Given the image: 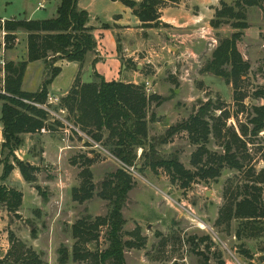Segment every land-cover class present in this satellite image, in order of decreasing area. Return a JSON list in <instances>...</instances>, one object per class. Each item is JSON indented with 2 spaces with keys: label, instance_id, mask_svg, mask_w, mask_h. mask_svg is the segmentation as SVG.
<instances>
[{
  "label": "rangeland",
  "instance_id": "1",
  "mask_svg": "<svg viewBox=\"0 0 264 264\" xmlns=\"http://www.w3.org/2000/svg\"><path fill=\"white\" fill-rule=\"evenodd\" d=\"M42 2L25 0V5L23 0H0V26L13 17L24 19L31 14L33 20L48 18L53 6L46 3L45 10H39L38 3ZM130 9L134 14L138 6ZM157 13L156 20L144 23L134 14L144 30L137 32L138 39L124 38L119 54L121 62L137 75L126 77L127 81L136 80V85H143L147 97L165 98L159 106L152 102L147 109L148 138H157L170 127L188 120L207 102L221 105L230 117L218 124L219 138L214 134L209 136L205 145L207 154L197 165L192 155L199 146L190 142L187 132H179L168 143L157 147L164 159L178 157L189 173L186 187L163 168L145 166L141 170L143 149H136L137 166L126 169L133 187L121 211L125 221L120 232L125 243L124 262L264 264V231L260 236L239 239L235 233L241 221L231 219L219 224L231 195L238 192L243 196L245 186L255 183L261 171L264 174V132L242 139L244 146L239 142L241 148L237 155L238 162L244 163L242 169L222 164L219 175L213 177L200 176L199 171L209 165L206 162L209 156L224 155V137L231 136L233 129L240 135L241 126L251 128L248 119L253 115V107L264 105V100L256 97L264 89V0H180L164 3ZM226 39L235 40L237 52L249 66L238 84L242 101L235 100L231 84L207 70L213 52ZM126 48L135 49L134 56L128 58ZM223 69L229 71L230 67L223 66ZM34 72L38 71L31 72L25 85L28 91L40 87L33 79ZM57 109L58 118L47 116L45 129L33 136H24L23 147L15 153L18 160L34 167L31 175L35 182H25L17 167L16 172L13 170L1 180L0 164V186L23 195L17 212L9 213L5 206L0 207L1 261H14L5 259L11 247L10 233L33 251L42 264H61L59 250L67 253L64 264H90L91 258L86 254L100 253L108 246L106 225L82 236L74 228L80 229L81 222L93 223L97 217L108 214V202L99 197L101 184L124 167L111 154V146L105 142L107 133L95 148L91 135L75 125L68 111L64 108L62 114ZM215 115L218 117L220 111ZM86 159L92 161L86 163ZM84 170L91 175L92 197L80 203L74 198V191L83 183ZM261 181L257 186L262 189L264 205V179ZM203 237L208 240L201 242ZM79 238H82L80 242ZM83 239L88 241L82 243ZM75 247L76 257L73 256ZM260 257L263 259L259 260Z\"/></svg>",
  "mask_w": 264,
  "mask_h": 264
},
{
  "label": "trees",
  "instance_id": "2",
  "mask_svg": "<svg viewBox=\"0 0 264 264\" xmlns=\"http://www.w3.org/2000/svg\"><path fill=\"white\" fill-rule=\"evenodd\" d=\"M111 1H119L129 8L137 5L138 10L134 11V14L144 23L156 20L157 12L164 3H177L180 0H141L139 3L132 0ZM88 22L89 15L86 11L77 8V0H59L54 19L35 21L13 18L4 22L6 49L12 47L16 33L27 34V59L16 64L7 63L4 67L2 90L5 94L0 93V102H2L1 180L7 178L17 167L25 182L36 181L31 175L35 170L34 167L18 160L15 153L23 147L24 135H35L45 129L47 115L44 111L24 103L23 100L45 103L48 88L61 71L55 63L65 60L82 64L86 54L95 49L96 42ZM37 61L44 62L45 77L36 92L23 91L22 84L26 68L29 63ZM223 66L230 67V70H224ZM248 67L236 50L235 40L226 39L213 52L207 70L231 84L234 88L235 100L242 101L243 96L238 91V84ZM256 94V97L264 100V89ZM164 101L165 98L159 96L147 97L143 85L122 81L106 82L97 73L93 74V81L90 83L80 84L77 80L61 100L62 106L73 117L75 125L79 126L82 132L87 131L95 143H101L103 134L107 133L105 142L111 146V154L124 167L109 175L108 179L101 184L99 197L108 202L110 208L108 214L105 217H97L93 223L81 222L80 229L74 228L82 236L83 233L91 234L100 226L108 227V246L100 253L86 254L91 258L90 264H125L123 258L125 243L122 242L120 235L125 221L121 211L133 187L132 178L126 169L137 166L136 149H143L140 158L144 160V165L141 170L145 166L151 169L163 168L172 174L174 180L180 179L182 186L186 187L190 178L189 173L183 169L178 157L172 155L170 159H164L158 154L157 147L168 143L179 132H187L190 142L199 146L192 155L195 159L193 163L197 165L207 154L205 145L209 141V136L214 134L219 138L221 130L218 124L221 120L225 121L230 117L221 105L207 102L199 106L188 120L170 127L157 138H148L147 109L152 102L159 106ZM216 111H220L218 117L215 115ZM252 112L253 115L248 119L251 128L241 126L240 135L233 129L232 135L229 134L230 138L224 137V155L215 156L216 158L209 156L206 161L209 165L198 169L200 176H218L220 168H223L222 164H227L231 169H242L244 163L238 162L237 155L241 148L239 142L245 137L254 138L264 132V105L253 107ZM152 118L151 115L150 120ZM241 145L244 146L242 142ZM91 161L92 159L85 160L86 163ZM81 175L84 177L83 183L78 190L74 191V198L80 203L92 197V185L89 182L91 175L85 170ZM263 179L264 174L261 171L255 178L256 184L253 182L256 186L253 187V184L245 186L243 196L238 192L234 196L231 195L221 213L219 224L231 219L242 222L235 233L236 238L260 236L264 231L262 189L257 186L263 182L261 181ZM22 198L21 192L0 186V207L5 206L9 213L18 211ZM87 219L90 220L88 217ZM9 239L11 247L5 259L14 261L9 263L0 260V264H23L26 261L30 264H42L33 251L26 249L23 243L14 239L12 233L9 234ZM81 240L82 238H79L78 242ZM206 240H208L207 237L200 239L201 242ZM87 241L88 239H83L82 243ZM76 248L73 251L75 257L78 254ZM66 259V251L59 250V263L64 264Z\"/></svg>",
  "mask_w": 264,
  "mask_h": 264
},
{
  "label": "crops",
  "instance_id": "3",
  "mask_svg": "<svg viewBox=\"0 0 264 264\" xmlns=\"http://www.w3.org/2000/svg\"><path fill=\"white\" fill-rule=\"evenodd\" d=\"M42 1V3H38L37 8L39 10H45L46 3L52 4L53 7L50 10L48 18L41 20L54 19L56 17L59 0ZM23 2L26 5L25 0H23ZM77 8L86 11L89 15L88 27L91 28L96 47L93 51L89 52L91 54H86L82 64L65 60L57 61L55 66L59 67L61 71L49 86L48 94L55 97H65L77 80L80 84L92 82L94 73L103 77L106 82L122 81L125 83L138 84L136 80L127 81L125 79L126 77L135 78L137 75L135 73L133 74V72L121 62L119 55L122 49L120 44L124 41V38L128 40L130 36H134L135 39H138L137 32H143L144 30L140 27L141 22L133 14V11L119 1L111 0H77ZM24 19L33 20L32 14L26 16ZM4 36L5 32L2 25L0 26V61H4L5 64H16L25 61L27 59V34L24 32L16 33V39L13 41L12 47L9 49L5 48ZM128 49L129 48H126L125 51H128L127 57L130 58L134 56L136 50ZM33 69L38 71L37 73L34 72L35 75H33V79L38 85H41L45 77L46 67L43 61L29 63L22 84L23 91L35 92L39 88V86H37V89L28 91L29 89L27 90V88L29 87L25 86L31 72L35 71ZM3 80L4 76L2 75L1 69L0 89H2L1 83ZM0 103L1 116L2 102ZM27 135L33 136L31 134ZM0 143H2V139L0 140ZM62 150L63 149H61V151ZM20 152H22V150H20ZM14 172H16V170H14ZM16 175L17 174H15V176ZM17 182H19V180ZM262 259V257L259 258V260Z\"/></svg>",
  "mask_w": 264,
  "mask_h": 264
},
{
  "label": "built area",
  "instance_id": "4",
  "mask_svg": "<svg viewBox=\"0 0 264 264\" xmlns=\"http://www.w3.org/2000/svg\"><path fill=\"white\" fill-rule=\"evenodd\" d=\"M0 65H1V67H2V75L4 76V67H5V63H4V61H0ZM3 85H4V82L2 81V87H3ZM145 86H146V87H145V88H146V91H148V89H149V88H148L149 84L146 83ZM0 93L5 94V92H4L2 89H0ZM61 99H62V97H55V96H53V95L48 94L47 97H46V101H45V103H43V104L36 103V102H31V101H27V100H23V102L26 103V104L32 105V106H34V107H36V108H38V109L44 111V112L46 113L47 116H50V117H52V118H55V117L58 118L59 115H58V113L55 111V107H57V108H58L57 110H58L60 113H62V114H63V112H64V110H65V109L61 106ZM62 141L65 142V141H66V138H63ZM93 143H94V142H93ZM93 145H94L95 148H98V147H99V145H97L96 143H94ZM127 169H130V168H127ZM239 264H240V263H239ZM243 264H246V263L243 262ZM249 264H255V263H254V262H251V263H249Z\"/></svg>",
  "mask_w": 264,
  "mask_h": 264
},
{
  "label": "bare ground",
  "instance_id": "5",
  "mask_svg": "<svg viewBox=\"0 0 264 264\" xmlns=\"http://www.w3.org/2000/svg\"><path fill=\"white\" fill-rule=\"evenodd\" d=\"M203 225V224H202ZM202 225L200 224V228H202V229H204L203 227H202ZM208 228V227H207ZM208 230V229H207Z\"/></svg>",
  "mask_w": 264,
  "mask_h": 264
},
{
  "label": "water",
  "instance_id": "6",
  "mask_svg": "<svg viewBox=\"0 0 264 264\" xmlns=\"http://www.w3.org/2000/svg\"><path fill=\"white\" fill-rule=\"evenodd\" d=\"M206 196H208V193L206 194Z\"/></svg>",
  "mask_w": 264,
  "mask_h": 264
}]
</instances>
